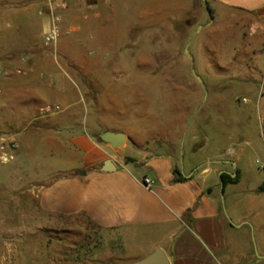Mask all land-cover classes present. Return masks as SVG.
<instances>
[{
	"label": "crops",
	"instance_id": "0c3cea01",
	"mask_svg": "<svg viewBox=\"0 0 264 264\" xmlns=\"http://www.w3.org/2000/svg\"><path fill=\"white\" fill-rule=\"evenodd\" d=\"M65 1L68 7L58 9L62 36L57 44L47 45L44 35L51 24L47 0H0V123L18 143L15 160L39 148L48 156H59L51 167L56 174L48 181L29 183L20 192L21 199H37L52 230L66 229L80 216L110 232V243L122 242L120 232L130 230L131 263L161 247L169 264H264V213L254 216L242 209L243 201L252 206L257 199H241L242 151L234 150L228 158L215 153L196 158L208 140L196 144L193 132L195 154L181 160L185 133L167 125L156 131L149 122H143L142 130L134 128L118 104L112 105L118 95L108 97L111 89L103 75L109 69L78 48L93 37V29L118 26L117 8L110 0ZM199 1L159 0L157 10L145 13L152 17L149 26L175 27L183 20L191 25L198 21V10L187 5L198 8ZM211 2L227 13L249 14L264 28V0ZM88 103L95 109L91 118L86 116ZM48 104L60 110L43 115L40 109ZM104 131L126 133L125 143L116 148L103 142ZM130 143L138 149L136 156L126 151ZM109 158L114 167L104 170ZM224 172L238 175V181L224 186L223 200ZM145 176L154 184L146 186ZM178 176L182 179L176 180ZM261 184L252 189L258 197L264 196L258 191Z\"/></svg>",
	"mask_w": 264,
	"mask_h": 264
},
{
	"label": "rangeland",
	"instance_id": "374dc122",
	"mask_svg": "<svg viewBox=\"0 0 264 264\" xmlns=\"http://www.w3.org/2000/svg\"><path fill=\"white\" fill-rule=\"evenodd\" d=\"M110 5L118 10V26L93 29V37L78 48L99 58L102 69H109L103 81L111 89L108 97L118 95L112 105L116 102L138 131L149 122L156 131L167 125L185 133L181 160L195 154L193 132L196 144L208 140L196 158L212 153L228 158L234 150L242 151L241 199L257 198L252 206L243 201V212L264 213V196L252 191L264 182L262 21L200 0L198 8L187 5L198 10L197 22L152 27V17L145 13L157 10L159 0H110ZM61 51L59 46L57 52ZM86 116H95L91 103ZM12 134L0 123V136ZM17 149L7 148L4 152L13 157L0 165V264H130V230L120 232L122 242L110 243V232L84 216L69 222L66 229L48 228L37 199H21L20 192L36 180H50L56 174L52 163L59 156H48L45 148H39L15 160ZM126 151L136 156L138 149L130 143ZM122 249L125 256H107Z\"/></svg>",
	"mask_w": 264,
	"mask_h": 264
},
{
	"label": "built area",
	"instance_id": "2783aa9c",
	"mask_svg": "<svg viewBox=\"0 0 264 264\" xmlns=\"http://www.w3.org/2000/svg\"><path fill=\"white\" fill-rule=\"evenodd\" d=\"M47 7L51 17V24L49 30L44 35V42L47 45H55L58 43L60 37L62 36V14L58 9H66L68 3L65 0H47ZM42 13V11L40 12ZM60 110L58 105H45L40 109V112L43 115H49L51 113L57 112ZM18 143L13 135H1L0 136V165L7 163L13 157L12 155L4 152L7 148H16ZM143 182L146 186H151L154 184V179L150 176H145Z\"/></svg>",
	"mask_w": 264,
	"mask_h": 264
},
{
	"label": "water",
	"instance_id": "95a60500",
	"mask_svg": "<svg viewBox=\"0 0 264 264\" xmlns=\"http://www.w3.org/2000/svg\"><path fill=\"white\" fill-rule=\"evenodd\" d=\"M206 1V0H204ZM127 135L124 132H114V131H104L103 133H101L100 135V139L105 142V143H109L111 144L113 147H121L125 141H126ZM112 167H114L113 161L112 159H107L104 162L103 165V169L104 170H111ZM235 173H233L234 175ZM221 179V196L222 199L224 200V182ZM226 212V210H225ZM227 218L229 219V221L232 222V219L230 218V216L227 214ZM131 264H169V258L167 256V254L165 253V251L161 248L158 247L156 248L150 255H148L147 257L134 261Z\"/></svg>",
	"mask_w": 264,
	"mask_h": 264
},
{
	"label": "trees",
	"instance_id": "16d2710c",
	"mask_svg": "<svg viewBox=\"0 0 264 264\" xmlns=\"http://www.w3.org/2000/svg\"><path fill=\"white\" fill-rule=\"evenodd\" d=\"M210 8V7H209ZM211 13L213 14V9L210 8ZM176 173L180 174V170L176 169ZM221 178L224 182V186L229 183V182H237L238 181V175L236 177H232L230 174L224 172L221 174ZM182 179V176H178L176 180H180ZM258 191L259 192H263L264 191V182L258 187Z\"/></svg>",
	"mask_w": 264,
	"mask_h": 264
}]
</instances>
